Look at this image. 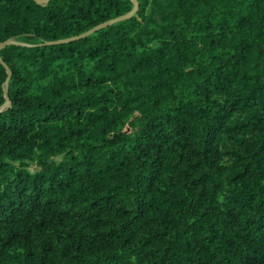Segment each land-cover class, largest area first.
Listing matches in <instances>:
<instances>
[{
    "label": "trees",
    "instance_id": "16d2710c",
    "mask_svg": "<svg viewBox=\"0 0 264 264\" xmlns=\"http://www.w3.org/2000/svg\"><path fill=\"white\" fill-rule=\"evenodd\" d=\"M137 3L0 0V264H264V0Z\"/></svg>",
    "mask_w": 264,
    "mask_h": 264
},
{
    "label": "water",
    "instance_id": "95a60500",
    "mask_svg": "<svg viewBox=\"0 0 264 264\" xmlns=\"http://www.w3.org/2000/svg\"><path fill=\"white\" fill-rule=\"evenodd\" d=\"M37 3H39V4H41V3H45V2H48V1H50V0H35ZM133 1V3H134V9L131 11V13H133V12H135L138 8H137V6H138V3H137V0H132ZM131 13H129V14H131ZM128 14V15H129ZM127 14H126V16H128ZM126 16H123V17H121V18H119V19H124V18H126ZM106 24H102V25H100V26H98V27H96V28H93V29H91L90 31H88L86 34H84V35H88V34H91V33H93L94 31H96L97 29H99L100 27H102V26H105ZM11 41H7V42H5V43H10ZM5 43H3V44H1L0 45V49L5 45ZM1 60V59H0ZM8 74L10 75V71H8ZM8 79H9V77H8ZM5 96H6V104L8 105L9 104V98H8V88H7V86L5 87Z\"/></svg>",
    "mask_w": 264,
    "mask_h": 264
}]
</instances>
